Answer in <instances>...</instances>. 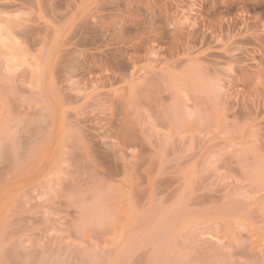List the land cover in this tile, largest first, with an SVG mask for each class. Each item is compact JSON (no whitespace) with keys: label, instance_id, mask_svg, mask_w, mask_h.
I'll return each instance as SVG.
<instances>
[{"label":"rangeland","instance_id":"374dc122","mask_svg":"<svg viewBox=\"0 0 264 264\" xmlns=\"http://www.w3.org/2000/svg\"><path fill=\"white\" fill-rule=\"evenodd\" d=\"M0 264H264V0H0Z\"/></svg>","mask_w":264,"mask_h":264}]
</instances>
